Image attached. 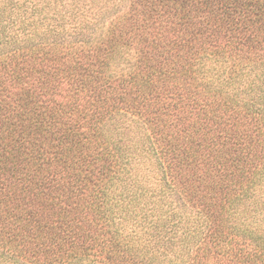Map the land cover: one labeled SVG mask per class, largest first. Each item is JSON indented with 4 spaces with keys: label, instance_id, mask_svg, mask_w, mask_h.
Wrapping results in <instances>:
<instances>
[{
    "label": "trees",
    "instance_id": "obj_1",
    "mask_svg": "<svg viewBox=\"0 0 264 264\" xmlns=\"http://www.w3.org/2000/svg\"><path fill=\"white\" fill-rule=\"evenodd\" d=\"M0 264H264V0H0Z\"/></svg>",
    "mask_w": 264,
    "mask_h": 264
},
{
    "label": "rangeland",
    "instance_id": "obj_2",
    "mask_svg": "<svg viewBox=\"0 0 264 264\" xmlns=\"http://www.w3.org/2000/svg\"><path fill=\"white\" fill-rule=\"evenodd\" d=\"M114 3L118 0H112ZM128 124H130L133 132H132V135H138V138L141 139L143 138V135H146L145 133V129L143 128V126L139 125V124H136V123H131L130 121L128 122ZM134 133V134H133ZM154 160H148L147 164H151ZM142 165L144 166L145 164L142 163Z\"/></svg>",
    "mask_w": 264,
    "mask_h": 264
}]
</instances>
